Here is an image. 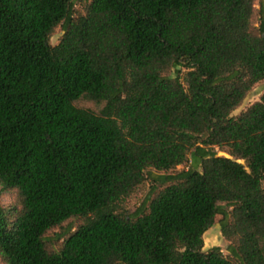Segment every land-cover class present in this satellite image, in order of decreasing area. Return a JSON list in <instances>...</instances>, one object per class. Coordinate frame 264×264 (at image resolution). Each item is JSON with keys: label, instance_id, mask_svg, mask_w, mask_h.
Returning <instances> with one entry per match:
<instances>
[{"label": "trees", "instance_id": "obj_1", "mask_svg": "<svg viewBox=\"0 0 264 264\" xmlns=\"http://www.w3.org/2000/svg\"><path fill=\"white\" fill-rule=\"evenodd\" d=\"M256 2L0 0L3 264H264V93L233 114L264 81Z\"/></svg>", "mask_w": 264, "mask_h": 264}, {"label": "rangeland", "instance_id": "obj_2", "mask_svg": "<svg viewBox=\"0 0 264 264\" xmlns=\"http://www.w3.org/2000/svg\"><path fill=\"white\" fill-rule=\"evenodd\" d=\"M83 0H77V9L82 8ZM261 4H264V0H257L256 6L258 9H260ZM256 25L260 23L259 16L255 19ZM64 32L61 27L57 28L56 32L52 36V43L53 45H57L60 42L61 37L63 36ZM264 93V81L257 83L252 91L249 93L247 98L245 99L243 105L239 107L237 110L234 111V115H238L241 111H243L245 108H247L249 105L254 103L257 100H260L262 94ZM76 105L80 107L90 108L94 111L99 112L103 108V103H98L95 100L90 99L89 97H81L79 100L76 101ZM221 155H228L224 151H219ZM241 163H245L244 161H241ZM189 166L188 163H185L183 165L178 166L175 169V172L187 169ZM155 185L151 179L146 180L143 184H141L137 190L133 192V194L127 198V200L122 204V206L129 212H135L144 201L147 200V198L151 194L152 187ZM1 203L3 206L7 209H12L15 207H19V200L17 196V191L15 189L8 190L4 192L1 196ZM221 216H218L216 224L212 227V229L205 234V250H209L215 246H219L223 252L226 255H230L229 246L230 242L223 236L221 224H220ZM80 220L74 221L72 232H74L77 228V226L80 224ZM69 226V223H66L64 225V229L66 230ZM61 229H57L53 233H51V245L55 248H58L59 244L56 241V234L63 232ZM0 264L2 263V260L0 258Z\"/></svg>", "mask_w": 264, "mask_h": 264}, {"label": "crops", "instance_id": "obj_3", "mask_svg": "<svg viewBox=\"0 0 264 264\" xmlns=\"http://www.w3.org/2000/svg\"><path fill=\"white\" fill-rule=\"evenodd\" d=\"M211 229H212V228H211ZM211 229H210V230H211ZM210 230H209V231H210ZM209 231H207L206 233H208Z\"/></svg>", "mask_w": 264, "mask_h": 264}]
</instances>
